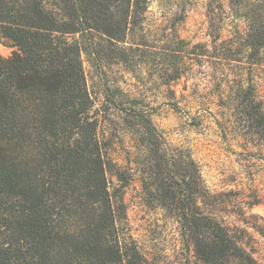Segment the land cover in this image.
<instances>
[{
  "label": "trees",
  "instance_id": "obj_1",
  "mask_svg": "<svg viewBox=\"0 0 264 264\" xmlns=\"http://www.w3.org/2000/svg\"><path fill=\"white\" fill-rule=\"evenodd\" d=\"M229 7L244 27L214 56L259 63L264 0H229ZM147 8V0H0V36L15 48L0 55V264H150L120 231L125 208L109 183L84 68L85 54L131 62L128 48L141 44L136 28ZM240 103L261 132L264 109L252 85ZM144 125L155 131L149 120ZM150 149L157 196L175 205L197 257L260 264L198 207L195 165L166 162L167 177L162 148Z\"/></svg>",
  "mask_w": 264,
  "mask_h": 264
},
{
  "label": "rangeland",
  "instance_id": "obj_2",
  "mask_svg": "<svg viewBox=\"0 0 264 264\" xmlns=\"http://www.w3.org/2000/svg\"><path fill=\"white\" fill-rule=\"evenodd\" d=\"M147 4L136 28L141 44L128 48L131 62L84 55L109 183L125 208L120 231L150 264H206L183 233L175 205L164 206L157 196L150 149L156 143L164 164L180 158L195 165L203 193L198 207L217 216L264 264V128L255 132L240 103L250 84L264 109V57L254 64L214 56L236 26L244 27L229 0ZM14 50L0 36V55Z\"/></svg>",
  "mask_w": 264,
  "mask_h": 264
}]
</instances>
